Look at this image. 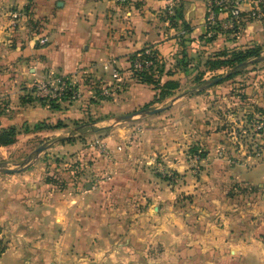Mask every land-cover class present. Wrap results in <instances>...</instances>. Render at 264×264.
I'll return each instance as SVG.
<instances>
[{"label": "crops", "instance_id": "obj_1", "mask_svg": "<svg viewBox=\"0 0 264 264\" xmlns=\"http://www.w3.org/2000/svg\"><path fill=\"white\" fill-rule=\"evenodd\" d=\"M166 5V0H0V129H18L17 139L30 141L26 153L38 140L60 136L62 149L81 146L86 153L87 144L65 141L69 130L88 129L96 138L146 105L164 109L145 119L159 123L152 152L143 143L126 146L119 139L117 161L93 167L101 185L75 177L68 182L71 189L50 192L51 185L37 175L42 157L27 162L16 177L1 178L0 227L10 243L0 264H264V164L248 169L212 157L215 139L223 137L217 127L212 132L200 127L199 114H212L220 101L213 94L219 91L194 94L193 83L200 63L215 53L264 50V25L245 18L236 34H210L206 0H180L176 22L168 27L162 15ZM148 47L164 62L154 74L158 85L130 77L129 57ZM112 60L124 76L113 99L88 91L81 100L61 102L59 109L26 102L31 85L52 76L82 71L110 84L103 65ZM169 81L179 87L155 101L158 87ZM203 100L213 108L197 106ZM121 126L113 131L119 136L127 134ZM151 129L146 133L155 134ZM198 144H206L210 156L196 175L185 152ZM131 151L136 156L128 157ZM157 154L166 169L181 175L177 189L145 165ZM241 185L245 189L238 194L231 191ZM182 193L194 195V210H178L185 206L179 203ZM248 198L241 215L237 204ZM225 206L237 213H225Z\"/></svg>", "mask_w": 264, "mask_h": 264}, {"label": "rangeland", "instance_id": "obj_2", "mask_svg": "<svg viewBox=\"0 0 264 264\" xmlns=\"http://www.w3.org/2000/svg\"><path fill=\"white\" fill-rule=\"evenodd\" d=\"M209 58L200 63V68L197 69L198 72L196 76H194L193 83H195L194 94L205 95L207 91H215L213 89H218L219 91V93L213 94L215 101H220L216 104L217 108L212 111V114H205L208 113V111H204L203 109L202 110L205 113L199 114V122H201L200 127L203 129L212 127L213 130L209 128V132L214 131L215 127H217V132H220L223 137L221 140L217 138L215 139L216 141L214 142V147L218 146V148L217 150L215 149V154L212 155V157L224 160L231 166L239 165L248 169L256 168L259 164H264V132H258L255 128L258 124H263L264 126V60L260 63L250 65L245 70L240 71L230 79L226 80V75H228L232 69L224 67L211 71L207 64ZM129 62L131 65L132 61L130 58ZM163 65L164 62L159 63L156 67V71H160V67H163ZM123 77L124 76L121 77L122 80L120 82H116L117 89H113L112 96L102 95L104 86L108 84H100L99 81L95 80L87 73L84 75L85 82L83 86L86 85V88L89 89L86 90V92L90 91L99 93L98 95L101 97L113 99L114 96L116 97L117 92L122 91V88L124 87H121V84L124 82ZM130 77L132 78L133 75H130ZM221 77L223 78L219 82L213 83L215 79ZM133 78L139 82V79H136L135 77ZM227 87H229V89H227ZM224 88L227 90H223ZM257 99L260 101L259 104L256 105L253 101H256ZM209 101H212L211 97L209 98ZM209 101H199L197 102V106H207L205 108L211 110L213 106L210 105L211 103ZM150 108L151 107L146 109L144 113H140L128 120H124L122 116L121 119L117 120V122L113 124L114 126L104 127V134L102 136H97L96 138L91 131H88V129L80 130L83 127L78 129L80 130V133H76L72 129L69 130L68 139H65V141H67V143H76L77 141H80L87 144L86 153L81 151V146L77 147L71 145V148L69 147V149H62V145L59 143L60 141L58 139L63 136L38 140L37 144L30 148L27 153L24 148L25 146H29L30 141H19L17 139V141L13 144L15 145L19 143L16 145V148L14 147L0 150V179L3 177H16L25 169L27 162L37 160L38 157H42L41 162L44 164V167L37 172V175L38 177H41V180L43 178V182L51 185L50 192L55 190L56 193H62L63 190L69 189L70 187L68 186V182L70 179L71 181L76 180L74 179L75 177L82 178V180L85 181H92L95 184H100L99 182L101 177L98 178L94 175L95 173L93 172V167L95 164H101V162L104 164L116 162L118 158L114 148L117 147V144H119L120 141L126 143V146L143 143L145 144V147H148L147 152H152L150 146L155 145V139L158 137L157 131H159V123L145 120H148V117L151 115H156L148 113L154 110ZM223 111L225 112L224 114ZM214 117H216L217 120L214 119ZM102 124L103 123H99L98 125L101 127ZM118 125H122L121 129L127 131V134H122L124 137L113 132L115 127ZM93 129H95V126ZM96 129L98 128L96 127ZM150 129L156 133L152 135H150V133H146L150 131ZM119 139L120 141H118ZM97 140H103L106 144L107 157H104L99 153L95 144ZM116 141L117 144H114ZM62 144H65V142ZM41 147L43 148V151L41 153H37V150ZM52 147L55 149L48 151ZM121 149L122 147L120 150ZM136 154L137 153L135 151H131L130 153H127V156L133 157L136 156ZM194 154L200 155L201 157V160L198 161V163L193 161ZM209 156L210 152L208 151V146H206V144H198L190 147L185 152V157L191 166L190 169L196 175L204 172L206 169L205 159ZM160 157L161 156L158 154L156 156L153 155L152 160H154V163L151 165L146 163L145 165L149 167L151 174L157 180L164 181L167 183L168 187L177 189V187L182 183L181 175L177 172L166 169V163L160 159ZM132 167L134 166L132 165ZM160 167H162L163 170H160ZM7 170H11L12 172L8 173ZM243 189H245V186L241 185L238 188L232 187L231 191H235V193L238 194ZM246 189H248L249 193H252L251 187H247ZM131 191H133V189ZM191 196L194 197L192 194H181L179 203H185V206H178L179 211L186 210L187 208L192 209L190 207L192 203ZM245 200L246 199L242 200V203L237 204L240 205L237 206L240 207V212L238 210L237 211L241 215H243L247 210V204L251 202L250 198L246 201ZM235 209L236 208L233 207L227 208V206L224 208L225 213L230 214L237 213L233 212ZM1 236H3L2 239ZM8 236L10 235H3V228L0 227V242L2 247L10 243Z\"/></svg>", "mask_w": 264, "mask_h": 264}, {"label": "built area", "instance_id": "obj_3", "mask_svg": "<svg viewBox=\"0 0 264 264\" xmlns=\"http://www.w3.org/2000/svg\"><path fill=\"white\" fill-rule=\"evenodd\" d=\"M166 2L167 5L162 13L163 20L168 27H172L177 19L180 0H166ZM244 5H250V10H244ZM245 18L259 21L264 25V0H206V24L210 34H236L241 30ZM41 43H46V39H42ZM159 63H162L159 53L148 47L131 62L130 75L138 79L139 73H152V70L155 73ZM103 70L110 74L112 82L104 86L102 95L112 96L113 89H117L116 82L122 80L121 69L117 62L112 60L103 65ZM84 75H86L85 72L79 71L67 77H50L40 80L31 85L30 92L35 98L46 101L61 102L65 98L78 101L84 98L86 90H89L86 85L83 86ZM255 128L258 132H264L263 124H258ZM95 144L99 153L107 157V147L104 141L97 140ZM193 156L195 163L201 160L200 155L194 154ZM160 170L163 168L160 167Z\"/></svg>", "mask_w": 264, "mask_h": 264}, {"label": "trees", "instance_id": "obj_4", "mask_svg": "<svg viewBox=\"0 0 264 264\" xmlns=\"http://www.w3.org/2000/svg\"><path fill=\"white\" fill-rule=\"evenodd\" d=\"M145 49L132 54L129 58L133 62L139 53H143ZM144 57H148L147 55H144ZM186 59V56L184 57V60ZM183 60V61H184ZM264 60L263 56V48L258 46H253L246 50H238V51H221L218 53H215L211 58H209L207 64L211 71H215L224 67H228L232 69V71L226 75V80L230 79L235 74L239 73L242 70H245L247 67H249L252 64L260 63ZM182 61V62H183ZM154 70H152V73L144 72L139 73L137 75L139 82L141 83H148V84H156L159 83L155 81L154 79ZM223 78V77H221ZM179 87V83L175 81H169L165 83L164 85L158 87L160 90L159 94L157 95V98L155 101L159 102L167 97H170L173 94V91L176 90ZM28 100L26 102H32V101H38L43 104L49 105L53 109H59L61 102H67L71 100H66V98L61 102L56 101H46L43 99L35 98L32 94H30L28 97ZM150 105H146L141 109L142 112L148 109ZM137 113V112H136ZM20 131L16 128H2L0 129V147H7L13 145L17 141V136L19 135ZM6 247L0 248V255L5 251Z\"/></svg>", "mask_w": 264, "mask_h": 264}, {"label": "water", "instance_id": "obj_5", "mask_svg": "<svg viewBox=\"0 0 264 264\" xmlns=\"http://www.w3.org/2000/svg\"><path fill=\"white\" fill-rule=\"evenodd\" d=\"M222 78H218V79H215L214 81H213V83H217V82H219L220 80H221ZM162 111H164V109H154L153 111H150V112H148L149 114H157V113H160V112H162ZM145 111H142V112H137V113H134V114H131V115H125V116H123V118H124V120H128V119H130V118H132V117H134V116H136V115H138V114H140V113H144ZM43 151V148L41 147V148H39L38 150H37V153H41ZM7 172L9 173V172H12L11 170H7Z\"/></svg>", "mask_w": 264, "mask_h": 264}]
</instances>
